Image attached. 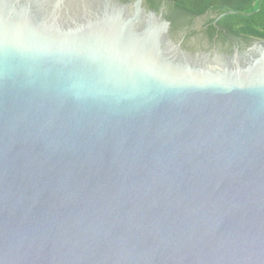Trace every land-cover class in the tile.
Masks as SVG:
<instances>
[{
  "label": "water",
  "instance_id": "95a60500",
  "mask_svg": "<svg viewBox=\"0 0 264 264\" xmlns=\"http://www.w3.org/2000/svg\"><path fill=\"white\" fill-rule=\"evenodd\" d=\"M144 3L0 0V264H264V39Z\"/></svg>",
  "mask_w": 264,
  "mask_h": 264
},
{
  "label": "trees",
  "instance_id": "16d2710c",
  "mask_svg": "<svg viewBox=\"0 0 264 264\" xmlns=\"http://www.w3.org/2000/svg\"><path fill=\"white\" fill-rule=\"evenodd\" d=\"M162 1L192 17L213 14L205 24L210 39H264V0H144L154 10Z\"/></svg>",
  "mask_w": 264,
  "mask_h": 264
},
{
  "label": "flooded vegetation",
  "instance_id": "af4514ba",
  "mask_svg": "<svg viewBox=\"0 0 264 264\" xmlns=\"http://www.w3.org/2000/svg\"><path fill=\"white\" fill-rule=\"evenodd\" d=\"M144 5L150 8L147 4L144 3ZM155 11L170 22V33L173 39L180 42L182 47L189 52L215 50L220 54H231L235 47L243 50L249 42L232 36L228 39H218L217 34L210 39L206 33L205 24L213 14H205V20L200 23L197 19L201 16H189L165 1H162Z\"/></svg>",
  "mask_w": 264,
  "mask_h": 264
},
{
  "label": "rangeland",
  "instance_id": "374dc122",
  "mask_svg": "<svg viewBox=\"0 0 264 264\" xmlns=\"http://www.w3.org/2000/svg\"><path fill=\"white\" fill-rule=\"evenodd\" d=\"M211 16H212V17H211ZM211 16H210L211 18H213V17H214V15H211ZM205 17H206V16H205ZM211 18H210V19H211ZM204 20H205V19H204Z\"/></svg>",
  "mask_w": 264,
  "mask_h": 264
}]
</instances>
